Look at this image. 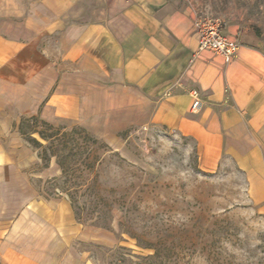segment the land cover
Here are the masks:
<instances>
[{
	"label": "crops",
	"instance_id": "1",
	"mask_svg": "<svg viewBox=\"0 0 264 264\" xmlns=\"http://www.w3.org/2000/svg\"><path fill=\"white\" fill-rule=\"evenodd\" d=\"M76 1L26 0L17 23L0 0V264H94L76 248L85 231L70 201L36 187L60 169L19 132L31 116L89 132L147 121L194 138L206 165L227 155L244 172L264 213V53L241 44L226 63L199 52L187 0H79L83 13H70ZM223 33L237 39L231 24Z\"/></svg>",
	"mask_w": 264,
	"mask_h": 264
},
{
	"label": "rangeland",
	"instance_id": "2",
	"mask_svg": "<svg viewBox=\"0 0 264 264\" xmlns=\"http://www.w3.org/2000/svg\"><path fill=\"white\" fill-rule=\"evenodd\" d=\"M187 2L198 19L220 17L224 27L237 28L240 45L264 53V0ZM23 4L12 0L13 22L25 18ZM81 5L77 0L69 12L83 13ZM42 43L53 57L51 35ZM108 125L87 131L97 138L87 149L93 168L80 166L72 173L79 178L67 182L85 231L77 249L94 264H264V213L227 155L211 167L194 138L147 121ZM35 183L46 195L67 198L56 188L61 181Z\"/></svg>",
	"mask_w": 264,
	"mask_h": 264
},
{
	"label": "trees",
	"instance_id": "3",
	"mask_svg": "<svg viewBox=\"0 0 264 264\" xmlns=\"http://www.w3.org/2000/svg\"><path fill=\"white\" fill-rule=\"evenodd\" d=\"M19 132L32 147L38 150L43 167L48 165L51 157L55 158L60 169V175L53 179V181L56 182L55 184H59V181H61L63 186L60 187L58 185L59 187L56 188L60 192L66 193L76 218L77 212L72 201L76 191L71 192L70 188L72 187L68 186L67 182L72 177V173L74 174L80 166L93 168V166L89 165L90 162H87L90 156V151L87 149L89 148L88 144L96 142L97 138L90 135L81 126L73 127L70 130H63V127L55 126L37 116L23 118L19 124ZM34 135H37V137ZM77 156L81 159L80 161L76 158ZM75 177L79 178L77 175L72 178ZM83 185L79 186V184H76L75 187ZM90 187L92 186L90 185L87 189L90 190Z\"/></svg>",
	"mask_w": 264,
	"mask_h": 264
},
{
	"label": "built area",
	"instance_id": "4",
	"mask_svg": "<svg viewBox=\"0 0 264 264\" xmlns=\"http://www.w3.org/2000/svg\"><path fill=\"white\" fill-rule=\"evenodd\" d=\"M194 27L198 37L197 50L199 52L211 51L226 63L236 57L240 44L236 38L223 33L224 22L220 17L203 20L197 18L194 21ZM192 98L191 111L197 112L200 102L195 90L192 91Z\"/></svg>",
	"mask_w": 264,
	"mask_h": 264
}]
</instances>
